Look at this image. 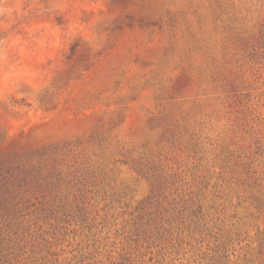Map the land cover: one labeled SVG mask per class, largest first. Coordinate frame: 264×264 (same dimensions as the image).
I'll list each match as a JSON object with an SVG mask.
<instances>
[{
    "label": "rangeland",
    "instance_id": "374dc122",
    "mask_svg": "<svg viewBox=\"0 0 264 264\" xmlns=\"http://www.w3.org/2000/svg\"><path fill=\"white\" fill-rule=\"evenodd\" d=\"M0 264H264V0H0Z\"/></svg>",
    "mask_w": 264,
    "mask_h": 264
}]
</instances>
